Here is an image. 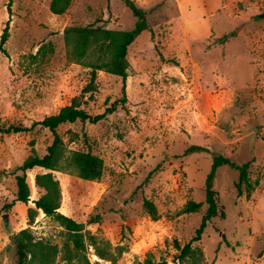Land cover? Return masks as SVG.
Instances as JSON below:
<instances>
[{
    "label": "rangeland",
    "instance_id": "obj_1",
    "mask_svg": "<svg viewBox=\"0 0 264 264\" xmlns=\"http://www.w3.org/2000/svg\"><path fill=\"white\" fill-rule=\"evenodd\" d=\"M132 1L145 12L147 29L126 49L121 102L119 77L95 70L91 78L97 45L90 40L75 61L62 34L66 27L90 25L129 31L134 18L120 0H70L60 15L50 13V0H10L7 15V0H0V33L9 20L0 53V128L29 127L71 103L102 115L94 124L56 129L63 157L70 151L97 155L101 176L52 175L58 212L123 250L110 263L86 245L65 260L63 230L32 203L41 194L34 176L43 169L25 172L28 201L12 203L15 168L32 153L41 157L51 143L44 128L0 134V215L8 214L12 235L27 229L34 240L55 246L51 264H264V17H258L264 0ZM189 146L204 151L184 155ZM213 156L248 163L247 183L237 192V171L215 170L216 216L180 257L206 209L203 183ZM144 199L157 220L142 211ZM187 201L200 207L181 214ZM27 209L34 211L31 221ZM94 215L97 222L88 224ZM0 264H15L1 225Z\"/></svg>",
    "mask_w": 264,
    "mask_h": 264
},
{
    "label": "trees",
    "instance_id": "obj_2",
    "mask_svg": "<svg viewBox=\"0 0 264 264\" xmlns=\"http://www.w3.org/2000/svg\"><path fill=\"white\" fill-rule=\"evenodd\" d=\"M70 0H50L48 9L53 15L62 14L68 7ZM123 5L129 10L134 18L133 27L129 31H110L102 29L99 25H90L84 27H66L62 34L66 44L71 45L70 56L72 60H80L86 53L89 41L97 45V56L93 63L90 64L91 78H93L95 70H103L107 74L117 76L122 80L121 102L123 97V80L125 79L126 60L125 54L127 47L134 39L147 29L145 12L137 8L132 0H120ZM10 0H7L6 11L9 15ZM8 19L0 33V53L5 54L3 45L8 38ZM225 38V37H224ZM104 54H107V59L104 61ZM114 105L105 109L104 113L113 111ZM102 118V115H89L76 103H71L60 108L55 114L46 116L39 121L33 122L29 127L10 125L6 128H0V134H16L31 130L34 127H40L48 130L51 134V143L46 147L45 154L41 157L35 154L28 155L23 162L15 168L19 174L14 175L15 193L13 202L27 203L29 190L25 183V172L37 167L43 169L44 172L34 176V186L40 190V196L33 201L34 210H40L44 217L60 227L65 235L63 246L66 247L65 260L70 261L69 251L74 254L83 252L86 245L93 249V254L100 260L113 263L115 256L119 255L123 250L120 247L111 248L107 242L97 240L96 237L83 231V226L76 223L71 218H68L58 212L59 208V189L58 182L54 179L53 172H72L81 180L95 181L103 171V162L97 155L89 152L70 151L68 156L63 157V145L56 129L64 124H72L74 122H87L94 124ZM204 151L199 146H189L183 154L197 153ZM227 166L230 169L237 171V182L235 188L239 191L240 184H246V170L248 163L237 165L229 159L222 156H213L210 163V168L205 176L203 183L204 204L206 209L200 218L197 228L194 230L193 236L189 241L179 249V256L185 257L190 251V244L199 240L207 222L216 216V204L214 192L212 190V181L215 170L218 167ZM12 203L6 205L9 208ZM200 207V203L187 201L180 211L181 214L194 213ZM142 211L152 220H157L156 209L154 205L148 201L141 202ZM33 209H27L26 215L31 221L33 217ZM98 220L97 215L89 216L87 223L93 224ZM15 252V264H51L56 255V247L45 244L41 241L34 240L27 229L21 230L10 237ZM87 242V243H85ZM70 247V250L67 248ZM178 248V246L176 245ZM140 264H153L149 260H144Z\"/></svg>",
    "mask_w": 264,
    "mask_h": 264
},
{
    "label": "water",
    "instance_id": "obj_3",
    "mask_svg": "<svg viewBox=\"0 0 264 264\" xmlns=\"http://www.w3.org/2000/svg\"><path fill=\"white\" fill-rule=\"evenodd\" d=\"M258 17L263 18L264 14H259ZM0 225L2 229L7 233V235L11 237L12 234H11L9 223H8V214L3 213L0 215Z\"/></svg>",
    "mask_w": 264,
    "mask_h": 264
}]
</instances>
